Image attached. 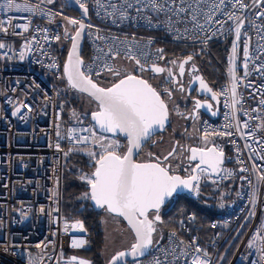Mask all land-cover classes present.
Here are the masks:
<instances>
[{"label": "built area", "instance_id": "2783aa9c", "mask_svg": "<svg viewBox=\"0 0 264 264\" xmlns=\"http://www.w3.org/2000/svg\"><path fill=\"white\" fill-rule=\"evenodd\" d=\"M81 2L89 12L82 70L102 84L110 78L117 79L106 71L105 63H135L125 58L127 48L147 67L161 66L180 54L209 56L211 46L220 41H227L231 49L236 45L235 54L231 51L219 69L223 78L217 88L221 100L219 117L205 118L200 123L201 135L207 133L208 139L217 142L218 150L224 153L222 170L217 177H211L212 183L238 185L235 200L218 211L206 230L197 225L193 214L181 218L175 229L161 235L160 244L151 254L129 264H149L153 257L163 258V252L157 249L171 247L169 236L173 230L186 243L195 239V246L202 249L197 253L190 248L189 255L177 264H191L194 257L208 260L209 264L258 262L260 249L264 248V181L258 179L264 175V17L259 15L264 5H254L252 0H242L244 9L239 4L235 8L226 5L245 18L239 40L235 22L219 13L216 18L227 21L222 28L214 30L206 25L207 32L175 39L144 21L113 24L108 16L109 0H100V4L97 0ZM16 3L38 8L34 12L0 8V27L8 29L0 31V43L5 45L0 49V264H79L80 260L92 264L81 255L91 249L90 237L69 232L72 219L63 213L62 206L66 160L76 149H90L96 142L93 133L96 137L99 133L85 119L68 123L63 118L60 86L64 82V45L60 42L66 37L57 24L59 11L37 0ZM9 17L12 25L20 27H10ZM24 26L28 31H24ZM157 49H163V53ZM116 50L123 59H110ZM230 68L237 78L239 103L235 108L229 106ZM97 71L100 75H96ZM16 108L20 111L14 115ZM218 132L230 135H216ZM81 137L88 140L77 143ZM241 167L247 171L240 172ZM73 240H84L85 244L72 247ZM250 242L254 243L251 249L247 247ZM205 251L207 257L203 255Z\"/></svg>", "mask_w": 264, "mask_h": 264}, {"label": "snow or ice", "instance_id": "6c2138e0", "mask_svg": "<svg viewBox=\"0 0 264 264\" xmlns=\"http://www.w3.org/2000/svg\"><path fill=\"white\" fill-rule=\"evenodd\" d=\"M52 2L53 0H47L49 4ZM76 2L80 4V7L87 14L88 8L86 5L81 0H76ZM252 2L257 6L264 5V0H258V3L257 0H252ZM97 3L100 4V0H97ZM236 4H239L240 9L246 7L242 0H116V2L109 0L108 8L111 11L108 12V16L112 17L113 24H120L125 21H144L150 27L162 29L175 39H181L188 33L207 32L208 28H206V25L214 30L222 28L227 21L216 18L219 13L220 15H226L228 20L235 22V35L236 39L239 40L245 18L234 14L233 11L228 10L226 7V5H232L235 8ZM100 6L103 7V5ZM0 8L9 12L22 10L34 12L38 6L33 8L25 3L22 7L16 3V0H3ZM40 11L43 10L40 9ZM259 15L264 17V9L260 11ZM11 20L12 17H9L7 21L10 27H20V25H12ZM68 23L78 25L74 35L70 37L72 51L68 57L67 64L64 66V72L71 87L78 89L80 92H86L98 102V110L92 113V120L95 121L102 132L121 133L127 138L126 152L120 153L118 151L120 145L117 140L113 139L110 143H105V137H96L95 133H93V137L99 143L102 151L99 155L92 151L88 152L89 156L95 158V171L91 174V177H82L90 186V194L86 193L84 198L94 201L95 206L98 208L123 217L135 233V242L131 245L130 253L121 251L113 257L112 264H116V261L129 254L134 259L144 256L146 253L151 254L149 250L158 245L159 240L163 238L158 234L156 226L157 223H164L160 215L162 206L174 196L180 197L181 192L185 189L189 192L198 193L200 175H190L188 178H181V176L170 172L168 165L164 164L163 161L168 160L169 156L175 154V148L167 156H164L162 160L157 158L155 163L136 162L133 159L134 151L138 152L141 149L143 142L152 136L155 129H164L169 117L168 105L161 98L160 92L148 80L133 74L132 71L122 72L120 65L114 66L108 63L103 65L108 73L119 77L118 82L111 87L105 88L93 82L91 76L86 75L81 70L84 62L79 55V42L82 33H84L85 24L75 19H68ZM88 27L91 28L92 26L88 25ZM0 31L7 32L8 29L0 27ZM24 31H28L27 26H24ZM56 38L59 39V37ZM4 47L5 45L0 43V49ZM157 51L163 53V49H157ZM232 51L235 54V44H233ZM126 52L125 58L135 60V64L139 66V71L149 70L139 59H136L131 48H127ZM119 56L120 52L116 50L111 54L110 59L115 61ZM244 56L245 59L248 58L247 46L244 48ZM160 58H163V56ZM192 59L193 57L189 55L178 65L181 75L184 74L185 64H188ZM172 63L175 64L176 61H172ZM244 66L245 68L248 67L247 64ZM192 67L195 70V66L193 65ZM150 71L154 73L168 71L169 77L175 79L171 71L155 64L152 65ZM229 74L232 81L231 105L229 106L235 108L239 103L236 92L237 78L232 68L229 69ZM96 75H100V72L97 71ZM196 79L199 80L200 86L204 91L212 93L213 99L220 95V93L213 92L202 78L196 77ZM181 91H183L182 87ZM165 92L171 96L170 91L165 89ZM24 106L27 107V105ZM201 106L200 101H197L196 107L199 108ZM19 111L20 108H16L13 114L15 115ZM226 134L230 135V133H216V135L221 136ZM204 139L207 141V133H205ZM87 140L88 137H81L77 140V143H83ZM59 147V144H57L58 149ZM188 151L191 153L189 157L191 160L199 159V164L193 169L194 172L200 169L201 165H205L213 174H219L222 170L221 165L224 163V153L217 148L204 150L191 147ZM239 171L245 172L247 169L241 167ZM240 178L247 179L246 177ZM258 179L264 181V175L259 176ZM213 182L215 183V181ZM150 212L151 217L149 216ZM65 227L67 228V225ZM72 228H78L80 231L85 230L80 222L73 224ZM154 234L157 235L154 237ZM84 244V240L72 241V247H82ZM169 245L171 247L168 245L160 246L157 250L163 252V258L153 257L149 264H177V261L181 260L182 257L189 255L188 250L190 248H193L197 253L202 252L201 248L195 246V239L186 243L177 235L175 230L169 236ZM39 246L37 245V247ZM247 247L253 248L254 243L250 242ZM260 252L259 261H254L253 264H264V248H261ZM170 255L173 259L167 260L166 258ZM203 255L207 257L208 253L205 251ZM72 259L73 261L76 260L75 257ZM79 264H88V262L80 260ZM191 264H209V261L194 257L191 260Z\"/></svg>", "mask_w": 264, "mask_h": 264}, {"label": "trees", "instance_id": "16d2710c", "mask_svg": "<svg viewBox=\"0 0 264 264\" xmlns=\"http://www.w3.org/2000/svg\"><path fill=\"white\" fill-rule=\"evenodd\" d=\"M37 1L42 2L41 0ZM48 6L55 8L59 12L63 11L64 13H66V9L68 8L62 0H58L56 1V4ZM57 24L64 29V26L60 24L59 21ZM61 44L64 45L63 55L65 60V56L67 54L66 52L68 51L67 45L69 43H67L66 40H62L60 42V45ZM211 47L215 55L221 62H223L226 50L221 49L218 43H214ZM176 54H178V51ZM83 57H85V52H83ZM199 60L201 62H204L203 66L205 69L211 70V72L213 71L215 75L217 90L218 86L223 82V78L219 69L217 70L215 63L211 60L209 61L204 58ZM99 84H101V82H99ZM101 86L103 85L101 84ZM62 88H64V91H61V96L65 107L63 118L70 121L85 119L86 122H90L89 114H85V116H83L84 109L82 108L80 103L81 97H84L86 99L87 97L71 89H68L65 81L60 86V90ZM70 109H73L77 114H79V116H72ZM122 141L126 145V142L124 140ZM123 150H125V148H123ZM80 152V150H74L69 155L65 163L63 213L66 216L71 217L72 219L69 231L71 234L77 236H89L91 239V249L89 251H82L81 255L90 259L92 261V264H106L112 255L108 257L102 253V249L104 248L106 242L104 229L105 227L107 228L106 223H103L104 214L95 211L92 208L89 199L84 198L85 194L88 193V185H86L84 181H81L79 177L80 173L78 171L80 167H70L73 165L75 166L76 164L79 166L84 165V159H82ZM83 167H86V165ZM94 167H91L92 172L94 170ZM237 191L238 185H236L235 183L222 184L217 186H203L199 190L198 199H194L193 197L188 196L177 198L174 208L168 214L163 215L162 217L164 223L161 226L159 235H163V233H165V231L169 229H175L178 220L186 217L188 214H193L196 218L197 225L201 227L202 230H206V227L210 220L213 217H216L218 211L220 210L219 203L221 202V204L226 205L232 203L235 200ZM206 195L211 196V198H204L203 200H201V197H205ZM207 202L211 203V205H206L205 203ZM77 222L83 224L85 229L84 231H80L78 228H72V225L76 224Z\"/></svg>", "mask_w": 264, "mask_h": 264}, {"label": "flooded vegetation", "instance_id": "af4514ba", "mask_svg": "<svg viewBox=\"0 0 264 264\" xmlns=\"http://www.w3.org/2000/svg\"><path fill=\"white\" fill-rule=\"evenodd\" d=\"M66 10L67 14L77 20L78 16L74 11L69 8ZM187 57L188 55H176L171 57L170 61L166 63L167 67L164 66V63L159 66L171 71L175 79L169 77L168 71L159 75H155L153 72L143 71L147 77L142 78L148 80V82L154 88H156L158 92H160L161 97L167 103L170 112V124L173 121L172 109L170 105L175 104L178 118L175 119L174 123H176L179 132L176 133L175 138L166 140L165 134L168 131V126L164 133L153 137L143 146L137 158V160L141 162H157V158L162 160V158L167 156L168 153L174 148V142L177 141L175 142L177 143L175 147V154L171 156L169 160L163 161V163L166 165L169 163V169L172 174H180L182 176L191 175L194 166L196 165V163H191L189 161L188 149L191 147H196L205 150L209 146L213 145L212 142H208V144L204 142V137L200 133V123L203 119L208 118V115L218 114L220 112L221 105L220 98L217 96L216 99H213L212 93L204 91L200 86L199 80L196 79V77L202 78L208 87L211 88L213 92L217 93L216 80L213 71L211 72V70L205 69L203 63L200 60L193 57L192 61H190L188 64H185L184 74H180L178 65L182 63ZM172 61H176V63L173 64ZM193 65L195 66V70H193ZM135 74L139 76V72ZM181 87L183 88V91H181ZM165 89L171 92V96L165 92ZM197 101H200V104L202 105L199 108L196 107ZM115 140L122 144L124 143L122 140ZM170 140H173L171 146ZM199 172L200 170L198 171V175ZM101 213L107 214L104 211ZM163 213L164 209L160 213L162 217L164 215ZM149 216L151 217V213ZM156 226L158 234H160L162 224L158 223Z\"/></svg>", "mask_w": 264, "mask_h": 264}, {"label": "rangeland", "instance_id": "374dc122", "mask_svg": "<svg viewBox=\"0 0 264 264\" xmlns=\"http://www.w3.org/2000/svg\"><path fill=\"white\" fill-rule=\"evenodd\" d=\"M41 1L45 5H54V4H56V1H58V0H53V2L51 4L47 3V0H41ZM65 18H68V19H74V18H72L69 14L64 13L63 11L59 12L58 21L60 24H62L64 26V34H65L66 38H68L71 35H73V33L75 32V30L77 28V25L69 24L68 19H65ZM64 44H66V43H64ZM67 46L69 47V44ZM68 47H67V49H68ZM208 57H209L208 55H202V56L198 57L197 59L198 60L202 59V58L208 59ZM202 63H204V62H202ZM120 66H121L122 72L123 71H132L133 74L139 72V76L144 77V78L147 77L143 72L139 71V68L137 67V65L134 62H130V63H123L122 62V63H120ZM164 66L167 67V64L164 63ZM118 79H119V77H117V79L110 78L109 80L106 81L107 82L106 84H102V83L101 84L104 87H109V86L113 85L116 81H118ZM61 91L63 92L64 88H62ZM80 103H81L82 108L84 109L83 116H85V114L90 115L91 112H93L97 109V105L95 103H92V101H90L88 99V97H87V99L84 97H81ZM170 107L172 109L173 121L171 124H169V128L167 129L168 131L165 134L166 140L175 138L176 133L179 132V129L176 126V123H174L175 119L178 118V115L176 113L177 109L175 108L176 106H175V104H173V105H170ZM70 110H71L72 116H74V113H75V115L79 116V114H77L73 109H70ZM180 133H182V132H180ZM100 136H103L106 138L105 143H110L113 139H117L114 137H108V136L98 134V137H100ZM203 140L207 144H208V142L214 143L213 141H211L209 139H207V141H205V139L203 138ZM175 142H177V141H175ZM175 142H174V144H175ZM118 143L120 145L118 150H120L119 151L120 153L121 152L123 153L125 151V150H123V148L126 149V145L124 143L123 144L120 143L119 141H118ZM171 143H173V140H170V146L172 145ZM80 151H81L80 155L82 156V159H84V161H83L84 165L83 166L86 165V167L79 166L77 164L75 166L73 165L70 167H76V168L80 167L79 171H78L80 173L79 177H80L81 181H84L86 183V185H88L86 180L83 179L82 177H85V176L91 177V174H92V170H91L92 168L91 167H94V163H95V158L89 156L88 152L92 151V152H95L97 155H99L101 153L102 149L100 148L99 143L96 141L90 149H84V150H80ZM143 153H145V152H143ZM72 163H74V162H72ZM167 164H168V166H170L169 163H167ZM199 175H200L199 190L203 186H215V185L217 186L218 185V184L212 183V179H211V176L209 175L208 170L203 169V171H201V169H200ZM220 185H222V184H220ZM188 197H192V196H188ZM204 198L209 199V198H211V196H208V195H206L205 197L202 196L201 200H203ZM205 204L208 206L211 205V203H209V202H207ZM174 206H175V204H174ZM225 206H226V204H221V202L219 203L220 209L224 208ZM103 223L104 224L106 223V226H107V228L105 227V229H104L106 242H105L104 248L102 249V253L105 256L110 257L115 252L127 249L130 246V244L133 243V241H134L133 235L130 232V230L127 228V226L121 221V219L107 213V214L103 215Z\"/></svg>", "mask_w": 264, "mask_h": 264}, {"label": "water", "instance_id": "95a60500", "mask_svg": "<svg viewBox=\"0 0 264 264\" xmlns=\"http://www.w3.org/2000/svg\"><path fill=\"white\" fill-rule=\"evenodd\" d=\"M62 1L67 5V7H68L69 9H71L72 11H74V12L77 14V16H78L77 21H82V22L85 24V30H84V33H82V37H81L80 42H79V55H80L81 59H82L83 62H84V58H83V52H84V40H85V32H86V23H87V21L89 20V12H87V14H85L84 10L80 7V5H79L75 0H62ZM77 28H78V25H77ZM77 28H76V29H77ZM73 35H74V33H73ZM63 37H64V33H63ZM70 37H71V36H70ZM70 37L65 38V40L67 41V43H69V48H68V51L66 52L67 54H66V57H65V60H64V64H63V76H64V81H65V83H66L68 89H71V90H73V91H75V92H77V93H80V94H82V95H84V96L90 98V99H91V100H92V101L98 106V102L95 101L92 97H90L86 92H80L78 89L72 88L71 85H70V83H69V81H68V78H67V76H66V74H65V72H64V66L67 64V62H68V57H69V55H70V53H71V51H72V41H71ZM82 66H83V65H82ZM138 67H139V66H138ZM151 67H152V66H147V67H146L147 69H149V70H147V72H152V71H150V68H151ZM158 67H159V66H158ZM81 70H82V68H81ZM82 71H83V70H82ZM153 74H155V75H159V74H162V73H154V72H153ZM135 75H136V74H135ZM137 76H138V75H137ZM139 77H140V76H139ZM91 79H92V78H91ZM92 80H93V79H92ZM93 82H96V81L93 80ZM116 82H118V81H116ZM116 82H115V83H116ZM96 83H97V82H96ZM97 84H98V83H97ZM98 86H101V85L98 84ZM111 86H112V85H111ZM111 86H109V87H111ZM102 87H103V86H102ZM105 88H107V87H105ZM161 98H162V97H161ZM97 110H98V109H97ZM97 110H96V111H97ZM94 112H95V111H94ZM92 113H93V112H92ZM92 113H91L90 116H89V120H90V122H91L92 124H94L95 129H96V131H97L99 134L104 135V136H108V137H117V138H121V139H123V140H125V141L127 142V138H126L123 134H121V133L113 134V133H104V132H102V131L99 129L98 125H96L95 121L92 120ZM218 117H219V113L216 114V115H208V118L213 119V120L217 119ZM168 125H169V117H168V121L165 123V126H164V129H163V130L155 129L154 132H153V134H152V136H151L148 140H146V141L143 142L141 149H140L138 152H135V151H134L133 159H134L136 162H141V161H138L137 158H138V156H139V154H140V152H141L143 146H144L147 142H149L153 137H155V136H157V135H160V134L164 133L165 130H166V128L168 127ZM176 144H177V143L174 144V148L176 147ZM210 148H216V147L213 146V145H211V146H209L207 149H210ZM207 149H205V150H207ZM188 153H189V154H188V159H189V161H190L191 163H196V165L199 164V159H197V160H195V161L191 160V159L189 158V157L191 156L190 151H188ZM170 157H171V156H169V158H170ZM169 158H168V159H169ZM223 160H224V156H223ZM165 161H166V160H165ZM149 163H155V162H151V161H150ZM223 164H224V163H223ZM223 164L221 165V168H222ZM196 165L194 166V168L196 167ZM168 167H169V166H168ZM200 169H206V170H208L209 175H210L211 177H213V178H214V177H217V175H218V174H213V173H211V170H210V169H207V167H206L205 165H201V166H200ZM200 169H197L195 172L193 171L191 175H197V174H198V171H199ZM94 171H95V168H94L93 172H94ZM93 172H92V173H93ZM175 175H179V176H181V178H188V177L190 176V175L182 176V175H180V174H175ZM88 193L90 194V186H88ZM185 196H192L194 199H198L199 193H197V192H189L188 190L185 189V190H183V191L181 192L180 197H185ZM176 199H177V197L174 196L171 200L166 201L165 205L162 206V208H161V210H160V213H161V211L164 209V213H163V214H164V215L168 214V213L173 209L174 204H175V202H176ZM89 202H90L92 208H93L95 211H97V212H103V211H104V212H106V213H108V214H111V215H113V216H115V217H120V218L124 221V223H125V225L127 226V228L130 230V232L132 233L133 238H134L133 243L135 242V233L133 232L131 226L128 224L127 220H125V219H124L123 217H121V216H117L115 213H109V212H107L105 209H102V208H98V207H96V206H95V202L92 201L91 199H89ZM150 213H151V212H150ZM150 213H149V214H150ZM161 218H162V216H161ZM162 220H163V219H162ZM157 224H158V223H157ZM155 236H156V234H154V237H155ZM160 236H161V235H160ZM160 242H161V239L159 240V244H160ZM159 244H158V245H159ZM131 245H132V243L130 244V246H129L127 249L122 250V251H124V252H126V253H130ZM158 245L154 246L153 249H154L155 247H157ZM153 249H150L149 251L151 252ZM119 252H121V251L115 252V253L110 257V259L108 260V262H107L106 264H112L113 257H115ZM148 254H149V253H146L144 256L138 257V258H136V259H134V258L129 254V255H126V256H125L124 258H122L121 260L116 261V264H129V263L132 262V261L140 260V259L145 258Z\"/></svg>", "mask_w": 264, "mask_h": 264}, {"label": "bare ground", "instance_id": "6f19581e", "mask_svg": "<svg viewBox=\"0 0 264 264\" xmlns=\"http://www.w3.org/2000/svg\"><path fill=\"white\" fill-rule=\"evenodd\" d=\"M218 44H219V46L221 47V49H223V50H226V53H225V55H224V61L223 62H221L220 60H219V58L215 55V53L213 52V50H212V48H211V54H209V57H208V59L207 60H211L212 62H214L215 63V65H216V68L217 69H220V66L221 65H225L226 64V62H227V58L228 57H230V55H231V51H232V49H231V46L229 45V43H227V41H223V42H218ZM66 57V56H65ZM120 59H123V57L120 55L116 60H120ZM63 64H64V62H63ZM120 65V64H119ZM62 97V96H61ZM90 99V98H89ZM163 99V98H162ZM91 100V99H90ZM92 101V100H91ZM93 102V101H92ZM94 103V102H93ZM97 109H98V106H97ZM96 109V110H97ZM95 110V111H96ZM64 111H65V107H64V105H63V111H62V113L64 114ZM94 112V111H93ZM92 113V112H91ZM90 113V114H91ZM170 113V112H169ZM90 121V120H89ZM67 122L68 123H71V122H73V121H70V120H67ZM90 124H92L91 122H89ZM169 124H170V114H169ZM93 126H94V124H92ZM169 126V125H168ZM95 127V126H94ZM114 138H117V137H114ZM117 139H121V138H117ZM123 140V139H122ZM125 141V140H124ZM126 142V141H125ZM214 143H213V146H215L217 149H218V147H217V142H215V141H213ZM126 149H127V142H126ZM126 149H125V151L124 152H126ZM123 152V153H124ZM95 164V163H94ZM95 168V167H94ZM89 186V185H88ZM63 202H64V189H63ZM62 209H63V206H62ZM118 218H120V217H118ZM121 219V218H120ZM122 220V219H121ZM123 221V220H122ZM124 222V221H123ZM91 240V239H90ZM86 258V257H85Z\"/></svg>", "mask_w": 264, "mask_h": 264}]
</instances>
